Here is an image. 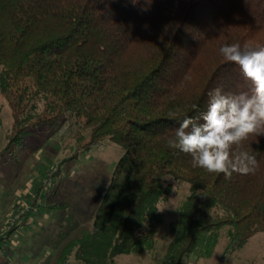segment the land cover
I'll return each instance as SVG.
<instances>
[{
	"label": "trees",
	"instance_id": "trees-1",
	"mask_svg": "<svg viewBox=\"0 0 264 264\" xmlns=\"http://www.w3.org/2000/svg\"><path fill=\"white\" fill-rule=\"evenodd\" d=\"M248 41L264 46V0H0V92L12 115L5 151L68 114L88 130L82 151L104 139L121 148L90 226L65 242L59 262L159 255L157 207L173 181L188 192L158 264L210 258L220 241L224 258L264 232V136L240 148L256 157L255 171L231 178L167 146L180 121L206 111L210 90H251L219 51ZM14 229L0 236L6 260Z\"/></svg>",
	"mask_w": 264,
	"mask_h": 264
},
{
	"label": "rangeland",
	"instance_id": "rangeland-1",
	"mask_svg": "<svg viewBox=\"0 0 264 264\" xmlns=\"http://www.w3.org/2000/svg\"><path fill=\"white\" fill-rule=\"evenodd\" d=\"M11 125V110L0 92V236L15 226L11 250L5 249L9 259L0 254V264H62L58 261L61 247L90 226L121 148L104 139L82 151L78 147L87 142L88 130L80 119L68 114L57 125L36 129L21 149L9 153L5 151V137ZM172 183L170 198L159 205L165 208L164 223L156 236L159 255H119L117 264H158L170 240L169 222L188 192L187 184ZM223 247L220 241L210 258L192 254L185 264L264 262V232L224 258ZM63 264L83 263L70 257Z\"/></svg>",
	"mask_w": 264,
	"mask_h": 264
},
{
	"label": "clouds",
	"instance_id": "clouds-1",
	"mask_svg": "<svg viewBox=\"0 0 264 264\" xmlns=\"http://www.w3.org/2000/svg\"><path fill=\"white\" fill-rule=\"evenodd\" d=\"M219 51L239 67L251 90H210L206 111L180 121L167 146L190 155L194 168L231 178L233 173H253L258 166L256 157L240 148L251 136H264V46L248 41L224 44ZM192 110L198 112L199 105L193 104Z\"/></svg>",
	"mask_w": 264,
	"mask_h": 264
}]
</instances>
